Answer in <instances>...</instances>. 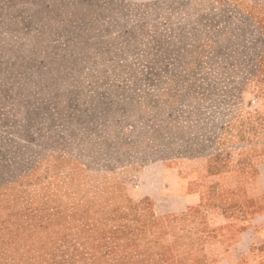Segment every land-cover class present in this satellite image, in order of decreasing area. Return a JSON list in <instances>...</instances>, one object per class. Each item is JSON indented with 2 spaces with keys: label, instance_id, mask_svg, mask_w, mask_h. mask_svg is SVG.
Here are the masks:
<instances>
[{
  "label": "rangeland",
  "instance_id": "rangeland-1",
  "mask_svg": "<svg viewBox=\"0 0 264 264\" xmlns=\"http://www.w3.org/2000/svg\"><path fill=\"white\" fill-rule=\"evenodd\" d=\"M262 141L264 0H0V264H264Z\"/></svg>",
  "mask_w": 264,
  "mask_h": 264
},
{
  "label": "crops",
  "instance_id": "crops-1",
  "mask_svg": "<svg viewBox=\"0 0 264 264\" xmlns=\"http://www.w3.org/2000/svg\"><path fill=\"white\" fill-rule=\"evenodd\" d=\"M253 146L251 151L256 152L253 166L239 169V182L229 189L235 194V197H230L235 202L229 203L226 196L222 206L210 209L214 216L222 217L218 223L222 231L239 233V242L232 247L233 257L247 252L248 232L264 231V141ZM232 216L236 218L232 219ZM225 241L226 237H223L224 244Z\"/></svg>",
  "mask_w": 264,
  "mask_h": 264
}]
</instances>
